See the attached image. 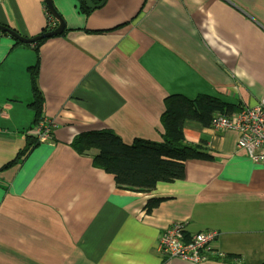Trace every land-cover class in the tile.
Masks as SVG:
<instances>
[{
  "label": "crops",
  "instance_id": "crops-1",
  "mask_svg": "<svg viewBox=\"0 0 264 264\" xmlns=\"http://www.w3.org/2000/svg\"><path fill=\"white\" fill-rule=\"evenodd\" d=\"M52 1L63 33L39 43L0 34V264H264V165L235 148L234 130L184 120L185 143L204 157L148 192L119 188L95 149L71 145L99 129L159 141L169 95L209 96L228 115L255 105L264 0H105L89 11ZM0 24L32 37L57 21L44 0H0ZM36 64L41 116L53 122L42 143L29 134ZM175 221L186 236L217 231L222 256L164 257L158 237Z\"/></svg>",
  "mask_w": 264,
  "mask_h": 264
},
{
  "label": "trees",
  "instance_id": "trees-1",
  "mask_svg": "<svg viewBox=\"0 0 264 264\" xmlns=\"http://www.w3.org/2000/svg\"><path fill=\"white\" fill-rule=\"evenodd\" d=\"M78 2L82 10H91L85 7V0ZM0 34L6 32L0 31ZM37 66L36 64L28 68L33 97L29 103L34 111L33 124L42 118L43 110V97L36 83ZM164 106L165 109L160 117L163 132L159 141L135 138L127 144L114 131L99 129L80 134L71 145L77 152L95 149L97 153L93 158L94 165L113 174L119 188L148 192L160 181L182 179L184 161L189 157H204L194 147L185 143L182 132L184 120L196 119L210 124L213 113L222 112L223 109L220 108L221 104L218 100L205 95H198L193 99L182 95H169L164 98ZM30 146V143H27L2 168L16 163Z\"/></svg>",
  "mask_w": 264,
  "mask_h": 264
},
{
  "label": "built area",
  "instance_id": "built-area-1",
  "mask_svg": "<svg viewBox=\"0 0 264 264\" xmlns=\"http://www.w3.org/2000/svg\"><path fill=\"white\" fill-rule=\"evenodd\" d=\"M210 125L216 129L234 130L235 148L243 150L250 159L264 165V96L255 105L242 107L235 114L213 113ZM52 126V120L44 116L34 124L29 134L38 143L49 141ZM184 231V222H172L158 237L157 250L166 258H180L195 263L208 259V252L211 251L222 256L220 251L214 249L217 231H201L188 236Z\"/></svg>",
  "mask_w": 264,
  "mask_h": 264
},
{
  "label": "water",
  "instance_id": "water-1",
  "mask_svg": "<svg viewBox=\"0 0 264 264\" xmlns=\"http://www.w3.org/2000/svg\"><path fill=\"white\" fill-rule=\"evenodd\" d=\"M105 0H100L98 3L92 2V0H85V5L89 9H95L99 8L104 4ZM44 3L46 5L47 10L49 13L55 18L57 21V25L50 30H47L45 32H42L40 34H37L32 37H25L17 33L15 30L10 28L9 26L0 24V31L8 33L11 37H13L16 41L21 42V43H34L38 40H42L45 38H49L52 36L59 35L63 32L65 28V21L62 18V16L58 13L56 8L54 7L53 1L52 0H44Z\"/></svg>",
  "mask_w": 264,
  "mask_h": 264
},
{
  "label": "rangeland",
  "instance_id": "rangeland-1",
  "mask_svg": "<svg viewBox=\"0 0 264 264\" xmlns=\"http://www.w3.org/2000/svg\"><path fill=\"white\" fill-rule=\"evenodd\" d=\"M51 17H53L51 14H50Z\"/></svg>",
  "mask_w": 264,
  "mask_h": 264
}]
</instances>
